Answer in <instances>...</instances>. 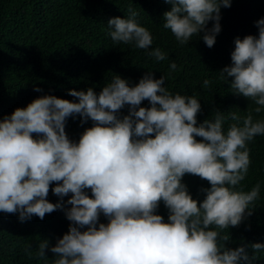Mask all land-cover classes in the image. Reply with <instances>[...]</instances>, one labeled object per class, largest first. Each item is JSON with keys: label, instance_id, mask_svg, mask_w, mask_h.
Wrapping results in <instances>:
<instances>
[{"label": "clouds", "instance_id": "9594fccd", "mask_svg": "<svg viewBox=\"0 0 264 264\" xmlns=\"http://www.w3.org/2000/svg\"><path fill=\"white\" fill-rule=\"evenodd\" d=\"M165 3L171 8L163 14V28L182 45L198 36L209 48L221 31V7L231 6V0ZM137 16L129 7L124 18L108 19L107 35L114 44H131L164 60L159 47L149 50L152 35ZM254 23L258 34L234 38L231 64L219 75L260 113L264 17ZM176 67L169 64L172 71ZM208 86L205 79L203 87ZM68 94L77 99L43 95L0 119V212L18 214L23 222L62 209L70 221L54 246L47 240L38 244V257H46L48 249L52 264H254L264 243L227 248L218 240L229 237L215 229L237 226L252 214L249 205L259 198L260 184L249 191L237 186L248 173L247 144L264 135V119L214 110L213 119L197 124L196 96L169 92L165 76L154 79L151 71L135 85L113 75L99 93L89 87ZM145 99L150 107H140ZM125 105L128 114L121 117ZM77 114L81 124L93 123L73 141L65 125ZM229 119L235 123L225 129ZM186 173L208 181L202 200L193 199L181 182ZM52 182H58L51 189L60 198L56 203L46 199ZM161 201L166 222L156 214ZM101 214L107 223L99 222Z\"/></svg>", "mask_w": 264, "mask_h": 264}, {"label": "trees", "instance_id": "16d2710c", "mask_svg": "<svg viewBox=\"0 0 264 264\" xmlns=\"http://www.w3.org/2000/svg\"><path fill=\"white\" fill-rule=\"evenodd\" d=\"M129 7L138 13V22L152 35L149 50L159 47L166 54L164 60L156 61L144 49L131 44H114L107 35L108 19L124 18ZM170 8L165 0H0V119L43 95L75 101L77 98L70 96L69 90L86 91L91 87L99 93L113 75H119L131 86L148 71L154 79L164 75L169 92L196 96L201 104L197 124L213 119L214 110L225 116L236 112L242 118L251 113L254 120L264 119V109L256 113L257 105L233 94L219 75L223 67L231 64L234 38L258 34L254 22L264 17V0H231L230 7H221V31L211 48L198 36L183 45L176 41L170 30L162 26L163 14ZM211 24L209 21L207 26ZM173 61L175 71L169 69ZM205 79L209 80L208 87H203ZM140 107H150L149 102L143 100ZM119 111L121 117L127 115L128 106ZM92 123L88 120L81 124L77 114L75 119H67L65 132L70 140L78 141ZM230 123L235 122L225 121L224 128ZM247 147L248 173L237 189L249 191L259 183L260 195L249 205L252 214L239 225L215 229L221 236L229 237L227 241L218 240L227 248L264 243V135L256 136ZM181 182L197 201L204 198L201 189L210 187L207 180L187 173ZM56 183H50L46 196L51 203L60 199L51 191ZM87 191L91 197L90 189ZM156 214L167 221L168 209L162 201ZM99 222L107 223L103 214ZM69 224L62 209L46 213L43 219L33 215L23 222L18 214L0 212V264H52L54 254L48 249L46 257L36 255L38 244L47 240L54 246L68 231ZM248 251L253 254L250 248ZM255 256L254 264H264V250Z\"/></svg>", "mask_w": 264, "mask_h": 264}]
</instances>
